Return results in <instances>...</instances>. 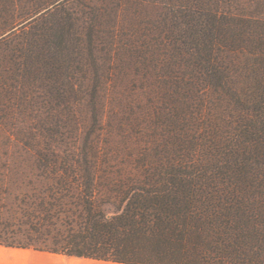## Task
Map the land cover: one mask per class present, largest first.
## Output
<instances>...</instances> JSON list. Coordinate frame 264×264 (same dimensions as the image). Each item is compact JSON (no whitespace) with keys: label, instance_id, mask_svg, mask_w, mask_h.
Segmentation results:
<instances>
[{"label":"trees","instance_id":"1","mask_svg":"<svg viewBox=\"0 0 264 264\" xmlns=\"http://www.w3.org/2000/svg\"><path fill=\"white\" fill-rule=\"evenodd\" d=\"M0 246L264 264V0H0Z\"/></svg>","mask_w":264,"mask_h":264},{"label":"crops","instance_id":"2","mask_svg":"<svg viewBox=\"0 0 264 264\" xmlns=\"http://www.w3.org/2000/svg\"><path fill=\"white\" fill-rule=\"evenodd\" d=\"M10 248L0 249V264H119L108 261H97L90 259H77L73 257H64L56 254L28 250H9ZM8 250V251H7ZM15 253H11V252ZM18 252V253H16ZM5 254V257L2 255ZM16 254L17 256H14ZM12 255V256H11Z\"/></svg>","mask_w":264,"mask_h":264},{"label":"rangeland","instance_id":"3","mask_svg":"<svg viewBox=\"0 0 264 264\" xmlns=\"http://www.w3.org/2000/svg\"><path fill=\"white\" fill-rule=\"evenodd\" d=\"M0 249H6L5 247H1L0 246ZM11 249H13V250H17V251H21V250H28V251H30V252H32V251H34V250H32V249H14V248H10L9 250L11 251ZM0 251H4V250H0ZM8 251V250H7ZM36 252V251H35ZM4 253H5V251H4ZM11 253H15L14 251L13 252H11ZM16 253H18V252H16ZM6 254V253H5ZM5 254H3L2 256L3 257H5ZM0 255H1V253H0ZM6 255H8V254H6ZM14 256H17L16 254H13ZM12 256V255H11Z\"/></svg>","mask_w":264,"mask_h":264}]
</instances>
